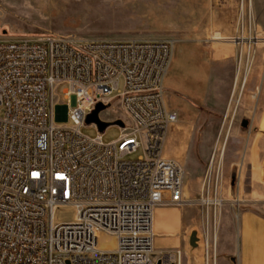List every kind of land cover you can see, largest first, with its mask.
<instances>
[{
    "label": "built area",
    "instance_id": "built-area-1",
    "mask_svg": "<svg viewBox=\"0 0 264 264\" xmlns=\"http://www.w3.org/2000/svg\"><path fill=\"white\" fill-rule=\"evenodd\" d=\"M237 33L242 37L233 40H257L244 15ZM175 43L0 35V264H184L183 249H156L154 230L158 206L185 200L184 170L163 152L179 120L166 92ZM243 55L241 48L230 104L240 79V91L248 79L249 56L240 78ZM99 103L117 111L114 120H101L122 122L115 141L81 132ZM140 148L144 156L127 158ZM216 151L196 201L204 264H217L215 237L226 203ZM101 233L115 237L114 250L100 247Z\"/></svg>",
    "mask_w": 264,
    "mask_h": 264
},
{
    "label": "rangeland",
    "instance_id": "rangeland-1",
    "mask_svg": "<svg viewBox=\"0 0 264 264\" xmlns=\"http://www.w3.org/2000/svg\"><path fill=\"white\" fill-rule=\"evenodd\" d=\"M228 1L0 0V35L57 33L80 38H172L176 41V60L180 55L195 59L187 60L184 67L199 66L200 58L214 61L208 65L215 67L214 87L209 93L203 89L200 98L177 93L180 103L188 109L177 108L179 120L170 128L163 151L166 154L169 142H173L170 159L184 170L185 200L182 205L157 207L155 247L183 249L184 264H204L205 243L202 240L193 247L190 236L199 232L201 238L202 218L196 201L215 149L217 161L222 159L226 201L215 240L217 264H264V0H233L237 18L244 15L245 21L256 28L257 40L252 45L245 42L249 38L233 40L216 31L212 13ZM237 34L242 37L236 27L233 37ZM243 34L250 35L248 28ZM241 48L244 60L240 78L247 56L252 62L243 90L240 91V79L230 104ZM221 55L231 57L230 72H225L224 65L214 59ZM116 114L115 109L107 108L100 117L110 122ZM58 122L73 125L70 120ZM81 132L89 137L102 132L103 141L109 143L119 138L121 130L116 123L102 130L87 122ZM170 133L173 137L176 134L172 141ZM144 155L140 148L127 158L135 160ZM66 216L71 217L72 213ZM177 221L182 226L180 233L166 235L162 223L174 225ZM99 244L102 249L114 250L117 242L114 236L101 233ZM211 245L210 249H214L212 239Z\"/></svg>",
    "mask_w": 264,
    "mask_h": 264
},
{
    "label": "crops",
    "instance_id": "crops-1",
    "mask_svg": "<svg viewBox=\"0 0 264 264\" xmlns=\"http://www.w3.org/2000/svg\"><path fill=\"white\" fill-rule=\"evenodd\" d=\"M237 6L234 4L233 0H229L227 3H222L221 7L217 8L214 13H212V20L215 22V29L222 37H233L236 32V27L238 23L237 18ZM176 50V47H175ZM177 53L180 54V49L178 48ZM171 73L168 74L167 81H166V92L167 93V102L168 105L176 110H187L188 106H183L184 104L180 103L178 99L177 93H182L187 95L191 98H200L203 93V89H207L208 93L210 89L214 87V79L213 76L215 74V67L208 66L210 62L204 61L203 58H200L199 66H193L191 68H186L183 65L186 63L187 60H195L194 58L184 57L180 55L179 60H176V55L174 53ZM215 60L222 63L224 65V71H231V67L229 66L232 64L231 57L228 55H221L218 57H214ZM211 62L210 64H213ZM184 108V109H182ZM171 132H176L175 129H171ZM176 136V134H175ZM174 136V137H175ZM174 137L170 133V141L174 139ZM172 143L169 142L168 149L166 150L165 157L170 158L172 154ZM157 212V209H156ZM158 221L154 218V230L158 225ZM166 228V235L175 236L180 233L182 230V226L180 222H175L174 225L162 223ZM157 231V230H156ZM247 231H249L247 229ZM158 233V232H157ZM156 234V232H155Z\"/></svg>",
    "mask_w": 264,
    "mask_h": 264
},
{
    "label": "water",
    "instance_id": "water-1",
    "mask_svg": "<svg viewBox=\"0 0 264 264\" xmlns=\"http://www.w3.org/2000/svg\"><path fill=\"white\" fill-rule=\"evenodd\" d=\"M106 109V105H104L103 103H99L97 104L96 108L93 110L92 113H90L87 117V122L91 123V122H95L102 130L106 129L108 127L109 122H105L103 120H101L100 118V113L102 111H104ZM116 124H122V122L120 120L115 122ZM198 238L196 236V234H192L190 236V243L193 247H197L198 246Z\"/></svg>",
    "mask_w": 264,
    "mask_h": 264
},
{
    "label": "bare ground",
    "instance_id": "bare-ground-1",
    "mask_svg": "<svg viewBox=\"0 0 264 264\" xmlns=\"http://www.w3.org/2000/svg\"><path fill=\"white\" fill-rule=\"evenodd\" d=\"M251 27V26H250ZM244 39V38H243ZM249 39H251V38H249ZM239 74L237 73V76H238ZM223 154V149L221 150V155ZM185 194V193H184ZM194 234H196V236L198 237V238H200V233L199 232H193ZM192 233V234H193ZM191 234V235H192ZM208 239H209V237H208V235L207 234H205V240H207V242H208ZM215 240H216V237H215Z\"/></svg>",
    "mask_w": 264,
    "mask_h": 264
}]
</instances>
